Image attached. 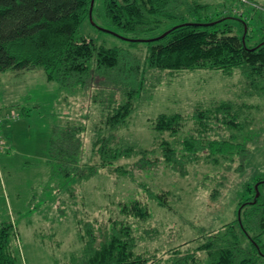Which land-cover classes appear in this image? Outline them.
<instances>
[{"label": "rangeland", "instance_id": "obj_1", "mask_svg": "<svg viewBox=\"0 0 264 264\" xmlns=\"http://www.w3.org/2000/svg\"><path fill=\"white\" fill-rule=\"evenodd\" d=\"M100 2L96 1L91 21L82 23L75 38L117 49L125 64L134 63L141 71L149 48L145 41L176 25L200 21L218 24L219 31L230 27L233 35L245 37L244 45L250 49L264 40V0H180L176 18H161L160 26L138 34L110 27L100 16ZM88 66L94 70V60ZM146 73L131 115L115 129L105 123L113 98L108 87L100 84V76L71 89L47 82L41 70L0 82V90L10 98L0 100V109L9 105L18 116L8 119L0 113L1 132L5 119L15 120L12 131H3L10 151L0 153V228L12 226L10 244L17 264H69L82 252L88 225L106 228L112 221L127 220L119 205L135 199L150 213L144 222L130 220L136 227L138 249L146 253L160 255L192 240L191 247L207 243L210 233L235 219L237 200L245 194L243 184L264 175V98L248 91L239 69ZM226 103L234 108L214 112ZM198 110H212L211 139L243 144L248 157L223 152L214 156V163L206 148L184 151L182 141L196 134ZM160 114L184 117L182 130L174 136L153 131L150 120ZM231 115L237 117V126L219 125L221 117L230 120ZM68 127L78 128L84 152L95 138L107 137L113 145L131 147L135 154L113 163L112 169L98 167L99 157L92 155L93 174L66 180L53 174L43 157L53 129ZM164 142L176 153L173 169L164 161ZM119 166L124 172L115 171ZM216 189L219 195L210 199ZM161 191L168 193L167 208L151 198ZM258 244L264 249V235ZM256 264H264V254Z\"/></svg>", "mask_w": 264, "mask_h": 264}, {"label": "trees", "instance_id": "obj_2", "mask_svg": "<svg viewBox=\"0 0 264 264\" xmlns=\"http://www.w3.org/2000/svg\"><path fill=\"white\" fill-rule=\"evenodd\" d=\"M90 1L0 0V73L41 70L47 82L70 89L79 83L93 81L95 75L100 76L103 78L100 84L108 87L113 98L105 121L109 129L125 124L131 115L134 100L145 87L146 72L217 70L228 73L239 69L248 91L264 98V40L250 49L244 45L245 37L233 35L230 27L219 31L218 24L201 25L200 21L176 25L159 35L170 31L165 37L146 42L149 48L141 71L134 63L125 64L119 50L96 47L92 40L84 37L75 38L82 23L88 19ZM179 4L180 0H101L100 16L112 28L138 34L160 26L161 18H176ZM92 60L94 70L88 66ZM233 108L234 105L226 103L214 112ZM198 111L196 134L182 141L184 151L206 148L214 163L217 162L214 156L223 152L233 155L236 151L241 159L248 157L249 151L243 144L211 139L214 127L210 125L209 113L212 110ZM231 117L230 120L221 117L219 125L237 126V117ZM184 124L185 118L179 114H160L150 120L153 131L172 136L180 132ZM78 132L74 127L53 129L49 139L48 164L53 174H61L66 180L78 174L84 178L93 174L92 155L99 157L98 167L112 169L113 163L135 154L131 147L113 145L107 137L95 138L90 150L84 152ZM162 147L165 163L171 169L175 168L176 153L168 142ZM238 167L242 170L244 164ZM115 171L123 170L119 166ZM255 185H258L257 198ZM242 190L245 194L237 200L235 219L222 225L219 231L210 233L207 243L191 247L194 240L188 241L160 255L138 249L136 227L130 222H144L149 218L146 205L138 199L120 204L119 212L127 220L112 221L106 228L95 229L88 225L86 237H82V252L69 264H256V259L264 254L263 247L258 244L264 235V175L254 179L252 184L244 183ZM219 193V189L214 190L210 199ZM151 198L158 206L167 208V192H158ZM94 229L97 234L93 233ZM11 231V224L0 228V264H17L10 244ZM246 241L248 247L243 246ZM199 254L204 256L201 258Z\"/></svg>", "mask_w": 264, "mask_h": 264}, {"label": "crops", "instance_id": "obj_3", "mask_svg": "<svg viewBox=\"0 0 264 264\" xmlns=\"http://www.w3.org/2000/svg\"><path fill=\"white\" fill-rule=\"evenodd\" d=\"M32 72H35V70H33V71H24V72H19V73H12V72H5V73H0V82L2 81V80H7V79H11L12 77H17L18 75H23L24 73H32ZM6 77V78H2V77ZM8 100V99H10L9 97H6L5 95H4V93H2V91L0 90V100ZM2 107V109H0V113H1V116H3L4 118H7L8 116H10V114L13 112V110H12V107H10L9 105H4V106H1ZM16 114V113H15ZM23 114H25V113H23ZM9 119V118H8ZM15 120H7V119H5L4 120V124H3V127H2V136H3V140H5V138H4V135H3V131L5 130V129H8V130H10V131H12V129H11V124L14 122ZM16 132V131H15ZM5 142V141H4ZM5 146H6V148H5V150L4 151H2V152H8V151H10V147H8L7 145H6V143H5ZM45 157H47V158H45ZM47 159H48V153H47V155L46 156H44L43 157V161H44V164L46 163L47 164Z\"/></svg>", "mask_w": 264, "mask_h": 264}, {"label": "water", "instance_id": "obj_4", "mask_svg": "<svg viewBox=\"0 0 264 264\" xmlns=\"http://www.w3.org/2000/svg\"><path fill=\"white\" fill-rule=\"evenodd\" d=\"M93 5H94V0H91V1H90L89 12H88V19H89L90 21H91V18H92V9H93ZM100 30H103V29H100ZM103 31H105V30H103ZM106 32H107V31H106ZM169 32H170V31H167V32H165L164 34H162L161 36H159V37H157V38H154V39H151V40H147V41H145V42L157 41V40H159V39L165 37ZM129 41H137V40H129ZM257 186H258V185H255V186H254V189H255V191H256V194H255L256 198H257L258 195H259L258 192H257ZM239 212H240V210L238 211V215H239ZM238 222L240 223V219H238Z\"/></svg>", "mask_w": 264, "mask_h": 264}, {"label": "built area", "instance_id": "obj_5", "mask_svg": "<svg viewBox=\"0 0 264 264\" xmlns=\"http://www.w3.org/2000/svg\"><path fill=\"white\" fill-rule=\"evenodd\" d=\"M7 118L14 119V118H16V115L13 114V113H11V115H10L9 117H7ZM2 121H3V120H2V118L0 117V122L2 123ZM5 148H6V146H5V143H4V140H3V137H2V132H1V129H0V153H1L2 151H4Z\"/></svg>", "mask_w": 264, "mask_h": 264}, {"label": "bare ground", "instance_id": "obj_6", "mask_svg": "<svg viewBox=\"0 0 264 264\" xmlns=\"http://www.w3.org/2000/svg\"><path fill=\"white\" fill-rule=\"evenodd\" d=\"M1 123V122H0Z\"/></svg>", "mask_w": 264, "mask_h": 264}]
</instances>
